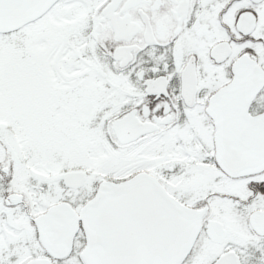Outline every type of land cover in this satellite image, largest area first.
<instances>
[{"label":"snow or ice","instance_id":"obj_1","mask_svg":"<svg viewBox=\"0 0 264 264\" xmlns=\"http://www.w3.org/2000/svg\"><path fill=\"white\" fill-rule=\"evenodd\" d=\"M0 264H264V0H0Z\"/></svg>","mask_w":264,"mask_h":264}]
</instances>
